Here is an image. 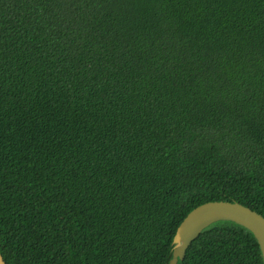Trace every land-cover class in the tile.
I'll return each mask as SVG.
<instances>
[{"label": "trees", "instance_id": "1", "mask_svg": "<svg viewBox=\"0 0 264 264\" xmlns=\"http://www.w3.org/2000/svg\"><path fill=\"white\" fill-rule=\"evenodd\" d=\"M264 216V0H0L6 264H170L207 201ZM176 264H263L218 220Z\"/></svg>", "mask_w": 264, "mask_h": 264}, {"label": "water", "instance_id": "2", "mask_svg": "<svg viewBox=\"0 0 264 264\" xmlns=\"http://www.w3.org/2000/svg\"><path fill=\"white\" fill-rule=\"evenodd\" d=\"M218 220L234 221L250 230L257 239L264 264V216L238 201L214 200L193 208L181 221L174 235L170 264L183 258L191 241L209 224ZM0 264H6L0 252Z\"/></svg>", "mask_w": 264, "mask_h": 264}]
</instances>
